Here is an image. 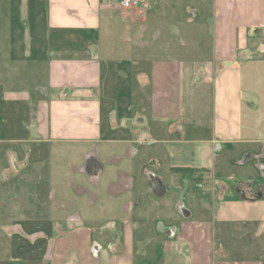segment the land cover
<instances>
[{"label": "crops", "instance_id": "0c3cea01", "mask_svg": "<svg viewBox=\"0 0 264 264\" xmlns=\"http://www.w3.org/2000/svg\"><path fill=\"white\" fill-rule=\"evenodd\" d=\"M121 1L0 0V264H264V0Z\"/></svg>", "mask_w": 264, "mask_h": 264}, {"label": "rangeland", "instance_id": "374dc122", "mask_svg": "<svg viewBox=\"0 0 264 264\" xmlns=\"http://www.w3.org/2000/svg\"><path fill=\"white\" fill-rule=\"evenodd\" d=\"M174 5V6H173ZM169 9L172 7H175L177 11L180 12L181 16L185 15L186 13V19L191 20L193 22V25L187 24L185 28L187 30L194 28V24H198L200 22V18L202 16L208 18L209 13H208V8L207 6L204 7V9L201 6V10H199V2L198 0H180V2H176L175 4L168 5ZM195 13L197 17L195 16ZM203 29L206 30L208 33L211 29V21L209 19V22H204L202 20ZM79 148H70V147H61L60 148V155L59 159L60 162H57V157L58 156H53L52 157V164L48 163L47 170H52L54 172H58L60 174H65L61 175V177L64 178V176L69 175L70 172L72 171H78V172H84L86 171V166H87V156H80L78 154ZM49 150H47L46 154H49ZM76 155V159H75ZM48 156V155H47ZM47 156H45L47 158ZM74 156V157H73ZM72 165V167H71ZM37 232V228L35 226H28V227H15V226H0V236L11 234V235H31Z\"/></svg>", "mask_w": 264, "mask_h": 264}, {"label": "built area", "instance_id": "2783aa9c", "mask_svg": "<svg viewBox=\"0 0 264 264\" xmlns=\"http://www.w3.org/2000/svg\"><path fill=\"white\" fill-rule=\"evenodd\" d=\"M143 4V0H122L120 5L123 9L138 8Z\"/></svg>", "mask_w": 264, "mask_h": 264}]
</instances>
